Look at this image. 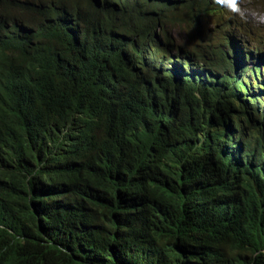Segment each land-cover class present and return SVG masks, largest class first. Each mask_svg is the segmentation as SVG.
<instances>
[{"label": "trees", "instance_id": "1", "mask_svg": "<svg viewBox=\"0 0 264 264\" xmlns=\"http://www.w3.org/2000/svg\"><path fill=\"white\" fill-rule=\"evenodd\" d=\"M0 8V264H264L263 27L216 0Z\"/></svg>", "mask_w": 264, "mask_h": 264}, {"label": "clouds", "instance_id": "2", "mask_svg": "<svg viewBox=\"0 0 264 264\" xmlns=\"http://www.w3.org/2000/svg\"><path fill=\"white\" fill-rule=\"evenodd\" d=\"M216 3L220 4V5H224V7L228 11H230L232 13H237L241 16V18H244V12L240 7L241 0H216ZM252 15L258 23H264V12H253ZM263 71H264V66L261 65V67H260L261 76L263 75ZM237 188H238V191H237L235 198H236L238 205L241 208L243 206V201L247 196L244 194H241L240 188L239 187H237ZM249 197L250 196H248V198ZM238 220L240 221L241 218H239ZM263 252H264V250H263Z\"/></svg>", "mask_w": 264, "mask_h": 264}, {"label": "rangeland", "instance_id": "3", "mask_svg": "<svg viewBox=\"0 0 264 264\" xmlns=\"http://www.w3.org/2000/svg\"><path fill=\"white\" fill-rule=\"evenodd\" d=\"M1 3L4 5L3 2ZM240 7L244 11V14L248 18H251L255 26L264 28V23H258L252 15L253 12H264V0H250L248 2L241 0Z\"/></svg>", "mask_w": 264, "mask_h": 264}]
</instances>
